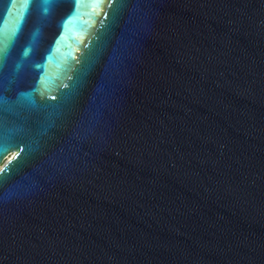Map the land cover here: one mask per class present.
Instances as JSON below:
<instances>
[{"label": "water", "instance_id": "1", "mask_svg": "<svg viewBox=\"0 0 264 264\" xmlns=\"http://www.w3.org/2000/svg\"><path fill=\"white\" fill-rule=\"evenodd\" d=\"M0 264H264V0H0Z\"/></svg>", "mask_w": 264, "mask_h": 264}]
</instances>
